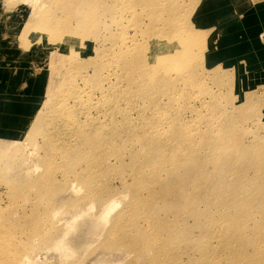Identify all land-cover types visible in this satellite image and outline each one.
<instances>
[{"label": "rangeland", "instance_id": "obj_1", "mask_svg": "<svg viewBox=\"0 0 264 264\" xmlns=\"http://www.w3.org/2000/svg\"><path fill=\"white\" fill-rule=\"evenodd\" d=\"M260 1L0 0V38L13 40L26 71L40 77L26 126L16 136L0 135V244L8 253L3 261L28 254L37 261L25 264H125L115 251L108 253L117 246L107 236L111 219L131 200L136 181L155 171L166 177L159 163L175 170L182 148L194 141L197 155H208L210 145L227 165L208 170L213 179L204 183L214 187L225 180L229 194L235 174L245 169L250 189L228 195L235 204L229 207L233 230L222 231L228 240L207 239L206 247L235 244L236 253L220 251L222 264H264V25L251 15ZM240 25L244 31L237 30ZM251 70L255 74L247 75ZM82 134L98 148L73 152L82 147ZM161 141L164 157L135 168L133 160L146 159L139 150L155 155ZM90 152L100 166L87 160ZM87 163L94 167L89 178L97 177L89 188L77 176ZM188 163L176 171L183 173ZM189 171L190 185L198 178L195 169ZM112 194L119 204L109 221L96 220L98 234H91L96 217L90 218L102 197ZM215 194L224 212V193ZM182 200L154 201V209L169 207L170 220L181 209L180 217L194 224L193 202ZM210 202L196 201L199 236L218 220L216 213L210 218ZM82 205L86 213L66 226ZM192 254L196 249L181 258Z\"/></svg>", "mask_w": 264, "mask_h": 264}, {"label": "bare ground", "instance_id": "obj_2", "mask_svg": "<svg viewBox=\"0 0 264 264\" xmlns=\"http://www.w3.org/2000/svg\"><path fill=\"white\" fill-rule=\"evenodd\" d=\"M81 140L83 141L81 143L82 147L83 145L84 146L86 144L88 145V143L90 145L91 142L93 141L91 138H87V135H83V134H82V138L80 139V141ZM161 142H162L161 143L162 147L158 151L154 152L155 155L146 156L148 153L147 152L148 150L146 148L139 150V152L143 151L141 152L142 154L140 156L145 155L146 159L143 158L145 161L142 163H136V162H141L142 160L141 161H136V159L135 161L133 160L135 165L137 164L136 165L137 167L135 166V168L143 170V167H147L149 165L148 162H151L153 157H156V158L157 156L164 157L165 155L164 153L166 152L165 150L166 144L164 143L165 141H161ZM210 142L212 141L210 140ZM214 143H217V141ZM89 145L86 148H82V147L76 148L75 151L73 152H76V151L82 152V150L80 149L85 150L89 147H92V149H97L99 144L97 143L96 146L93 144H91V146ZM186 145L189 147L185 146L182 148V153L178 161L176 162V164H174L173 168L177 167L176 169H179V168L181 169V165L188 163L187 159L188 161H194L193 163H188L190 164V168L185 169V171L180 174L181 172L180 170L179 171H176V169L171 170L172 168L165 169L166 167L162 161L159 164H161V167L163 168V170L161 171L166 175V177H162L161 176L162 173H159V171L150 173L152 175H149V176H147V174H144L145 180L136 181L137 182L136 184L138 185V187L134 190V193L131 196V200H129V202L125 204V208L124 209L122 208L123 210L120 209L121 211L118 212L117 215H115L111 219V224H110V228L107 233V236L115 238V241H113V243L117 246L113 249H110L108 253H110V251L112 252L115 251V253H118L119 256L117 257V260L118 261L120 260V263L125 261V264H222L220 261L221 259L220 251L224 252L225 255L228 254V256L229 254L236 253L238 251L234 243L230 244L229 246L220 245L221 244L220 239L226 237L225 239L228 240V237L226 236L227 234L221 235L223 230L225 232L226 230L227 232L233 230L232 225L228 224V220L230 219L232 215H234L233 214L234 212H229V207H235V204H234V198H227L229 197L228 195L231 194V196L236 197L233 191H236L237 196L238 195L240 196L242 193L241 192L242 188L244 190L245 189L248 191L250 190L246 188L247 186H245L247 185V181H248V179H246L247 172H245L244 171L245 169H244V170H241V175L240 174L236 175L237 173L235 174V177H239V178L236 179L237 181L235 180L233 181V183H231L232 185L230 186L229 194H227L226 191L224 190L223 185L227 183L225 180H223L225 179V175H223V171L219 174V176L217 174L214 175V177L218 176L220 180H223L222 185L220 182H217L216 184H214V187H211L209 184L207 185L206 183H204V179L208 181L210 179H213V176L209 174L208 170L212 171L216 169L218 165H221L222 168L224 166H227L225 165V162L223 163L221 161L222 156L217 153V150L219 149L217 148L215 151L212 152L210 145H209L207 148L208 155L206 154L203 158L201 155H197V150H196V147L194 146V141H191ZM111 149L113 150L112 147ZM139 152L138 153L133 152L132 155L135 154L133 157H136L137 155H139ZM91 153L92 152L89 153V156L86 155L88 157L87 160L91 162L92 164L94 163L93 166H95L96 164L100 162L96 159L97 155L95 156V152H94V155H92ZM74 154L79 155V152L74 153ZM105 156L101 157L102 160L105 158ZM81 157L82 159H84L85 156L84 157L81 156ZM128 157H131V156H128ZM120 158L119 160H122V158L121 159ZM91 163L90 164L87 163L90 166L87 165L88 167L85 168L86 176L85 174H77L78 178L85 179L84 182L88 186V188L90 187V184H89L90 180L92 178L93 180L94 178L97 179V177H95L96 174L95 176H92L91 178H89L88 176L90 175L89 170L92 171L91 167H93L91 166ZM230 165L231 164H228V166ZM138 166H142V167H138ZM106 169L107 168H105V170ZM189 169H195L197 171V174L195 177L198 178V180H196L193 184H190V185L188 182V179H190V176H191L190 171L188 172ZM96 179L94 183L96 182ZM250 179L253 180L254 177H251ZM93 180L91 182H93ZM174 182H179L180 186L174 187L173 186ZM183 183L184 184L187 183V185L183 186ZM136 184H134V186H136ZM139 187L145 188L146 190H148V194H146L145 196L142 193L140 194L141 189L139 190ZM215 191L224 193V195L221 197V198L223 197L226 198V199H223V201L221 202V205L224 208V212L219 211L220 208L217 205V203H219L221 200L215 201L213 199L216 195ZM114 196L115 194H112L106 198L105 196L102 197L104 198V201L98 213L93 214L92 217L90 218V220H92L96 217L94 223L90 221V223L92 224L91 226L92 229H90L91 234H94L95 232H97L98 234L97 225H95L97 219H99L101 222H104V223L109 221L108 219L110 217L111 211L116 206V204H119L118 199L116 200L115 199L116 197ZM173 196L174 198L180 197L184 201L186 199V202L192 201L193 203L191 204V206H192L193 211L191 212L193 214L195 213V215L193 216H196L197 218L201 216V212L197 207L198 204L196 203V201L198 199H203V198L211 199V202L209 203V207L207 210L209 213H212L210 218H212V215L216 213L217 215L216 218L218 220L215 222V225L213 226L214 223L212 224L211 222L210 227L209 228L207 227V229H205L204 232H201V236H199L197 235L195 231V229L198 226L196 217H195L194 224H188V222L185 221L186 220L185 218L180 217L182 215L181 209L178 210L176 213L173 212L172 215L170 214V216H172L174 220H170L167 217L169 216V210H171L169 207L168 208L164 206L158 207L159 211L154 209V201L161 202L163 200L170 199ZM80 201L82 200L80 199L79 202ZM187 205L189 206L190 204L187 203ZM85 213H86L85 209L83 208V205H82L73 214L74 216L72 215L73 218L70 221L65 222L66 226L71 227L72 226L71 223L78 217L81 218L82 215H84ZM140 218L143 219L144 221L143 223L140 222L139 220ZM236 235L237 234H234V236ZM215 236L220 237L219 239L220 242H218V244L215 245L217 247L218 245H220L219 249H216V247H214V245L211 242H209L210 246L207 245L206 247V244H205L206 242L204 241H206L207 239L211 240ZM200 241H203L202 247L200 246ZM59 245H62V242H60ZM191 248L193 250L196 249L197 254L196 255L192 254L191 256H188V259L184 261L181 258V254ZM1 257L7 258L8 253L6 250H3L2 245L0 244V264H25L31 261H35V262L37 261L36 255L30 256L28 254H17V257L14 261L13 260L3 261ZM97 263L102 264L98 260H97Z\"/></svg>", "mask_w": 264, "mask_h": 264}, {"label": "crops", "instance_id": "obj_3", "mask_svg": "<svg viewBox=\"0 0 264 264\" xmlns=\"http://www.w3.org/2000/svg\"><path fill=\"white\" fill-rule=\"evenodd\" d=\"M256 5L251 15L264 25V2H257ZM238 27L237 30H245L242 25ZM26 69L25 56L17 51L13 40L0 38V135L20 134L35 110L36 79L40 77ZM249 74L255 73L251 70Z\"/></svg>", "mask_w": 264, "mask_h": 264}]
</instances>
